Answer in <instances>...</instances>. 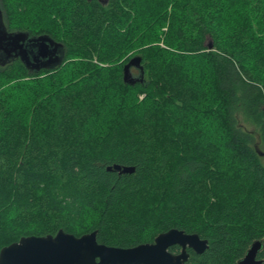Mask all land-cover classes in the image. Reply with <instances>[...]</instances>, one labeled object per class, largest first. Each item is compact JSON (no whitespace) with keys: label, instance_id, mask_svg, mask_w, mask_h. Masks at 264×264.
Segmentation results:
<instances>
[{"label":"trees","instance_id":"16d2710c","mask_svg":"<svg viewBox=\"0 0 264 264\" xmlns=\"http://www.w3.org/2000/svg\"><path fill=\"white\" fill-rule=\"evenodd\" d=\"M0 13L64 54L38 72L0 65V248L59 229L131 247L178 228L208 240L188 264H237L255 240L264 264V0H0Z\"/></svg>","mask_w":264,"mask_h":264},{"label":"water","instance_id":"95a60500","mask_svg":"<svg viewBox=\"0 0 264 264\" xmlns=\"http://www.w3.org/2000/svg\"><path fill=\"white\" fill-rule=\"evenodd\" d=\"M90 1V0H89ZM105 3L107 0H99ZM211 44L208 45L211 48ZM31 47H34L33 50ZM0 53L5 57H19L31 71L41 67L54 68L64 58L61 44L48 35L28 36L26 32H9L0 13ZM137 63L131 58L123 68V79L132 83L129 68ZM259 155L264 152L257 151ZM109 171L131 173L132 166L112 164ZM96 230L79 236L59 229L55 234L24 235L17 241L0 248V264H188L191 249L202 254L208 248V240L197 233H187L170 228L158 233L152 242L131 247L110 246L99 243ZM179 246V252H171V246ZM262 246L260 240L253 241L237 264H262L257 257Z\"/></svg>","mask_w":264,"mask_h":264},{"label":"rangeland","instance_id":"374dc122","mask_svg":"<svg viewBox=\"0 0 264 264\" xmlns=\"http://www.w3.org/2000/svg\"><path fill=\"white\" fill-rule=\"evenodd\" d=\"M240 119H241L242 124H243L248 130H250V131L254 132V134H256V132H255L256 129H255V127L253 126V124H251V122H249L248 120L242 119V118H240ZM257 150H258L259 152H264V149L261 148L259 145H258V147H257ZM261 159H262V161L264 162V155H261Z\"/></svg>","mask_w":264,"mask_h":264},{"label":"flooded vegetation","instance_id":"af4514ba","mask_svg":"<svg viewBox=\"0 0 264 264\" xmlns=\"http://www.w3.org/2000/svg\"><path fill=\"white\" fill-rule=\"evenodd\" d=\"M34 47H31V49L33 50ZM19 57H5L2 53H0V65H5L7 63H10L14 60H18ZM20 60V59H19ZM42 69H50V68H47V67H41L40 70Z\"/></svg>","mask_w":264,"mask_h":264}]
</instances>
